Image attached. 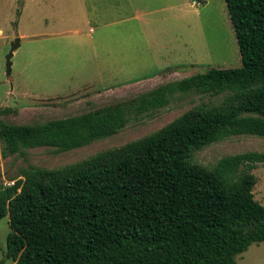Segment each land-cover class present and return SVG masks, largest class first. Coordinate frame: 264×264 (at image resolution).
<instances>
[{"label":"trees","instance_id":"obj_1","mask_svg":"<svg viewBox=\"0 0 264 264\" xmlns=\"http://www.w3.org/2000/svg\"><path fill=\"white\" fill-rule=\"evenodd\" d=\"M242 64L209 68L79 115L41 123L0 119L3 156L37 147L69 150L116 134L177 94L218 95L123 146L56 168L29 167L0 188L13 264H236L264 241L254 198L264 152L220 158L193 152L238 134L264 137V0H225Z\"/></svg>","mask_w":264,"mask_h":264},{"label":"rangeland","instance_id":"obj_2","mask_svg":"<svg viewBox=\"0 0 264 264\" xmlns=\"http://www.w3.org/2000/svg\"><path fill=\"white\" fill-rule=\"evenodd\" d=\"M18 46L6 75V55ZM225 0H0V119L41 123L79 115L209 68L241 66ZM228 92L177 93L153 114L131 119L116 134L81 147H37L3 156L0 188L29 167L56 168L148 135L186 110L222 102ZM264 152V137L238 134L193 152L192 161L213 167L228 155ZM254 198L264 205V162ZM10 231L0 219V264ZM236 264H264V241L253 242Z\"/></svg>","mask_w":264,"mask_h":264},{"label":"water","instance_id":"obj_3","mask_svg":"<svg viewBox=\"0 0 264 264\" xmlns=\"http://www.w3.org/2000/svg\"><path fill=\"white\" fill-rule=\"evenodd\" d=\"M192 1H194L195 3L199 2V0H192ZM17 46H18V39H15V41L11 45L9 52L6 55L5 67H6V75L8 77L10 76V70H11V57L13 55V51L16 49Z\"/></svg>","mask_w":264,"mask_h":264}]
</instances>
